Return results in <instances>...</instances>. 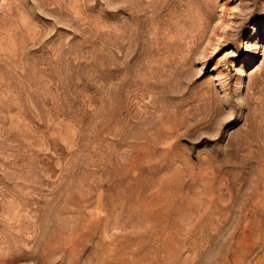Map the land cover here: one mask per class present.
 <instances>
[{"label": "rangeland", "instance_id": "obj_1", "mask_svg": "<svg viewBox=\"0 0 264 264\" xmlns=\"http://www.w3.org/2000/svg\"><path fill=\"white\" fill-rule=\"evenodd\" d=\"M0 264H264V0H0Z\"/></svg>", "mask_w": 264, "mask_h": 264}]
</instances>
